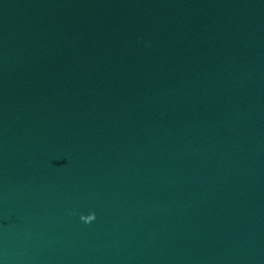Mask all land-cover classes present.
I'll use <instances>...</instances> for the list:
<instances>
[{"label":"water","instance_id":"95a60500","mask_svg":"<svg viewBox=\"0 0 264 264\" xmlns=\"http://www.w3.org/2000/svg\"><path fill=\"white\" fill-rule=\"evenodd\" d=\"M0 264H264V0H0Z\"/></svg>","mask_w":264,"mask_h":264},{"label":"clouds","instance_id":"9594fccd","mask_svg":"<svg viewBox=\"0 0 264 264\" xmlns=\"http://www.w3.org/2000/svg\"><path fill=\"white\" fill-rule=\"evenodd\" d=\"M96 219V214L94 212H92L91 214L87 215V216H81V220L82 222L86 223V224H90L92 222H94Z\"/></svg>","mask_w":264,"mask_h":264}]
</instances>
